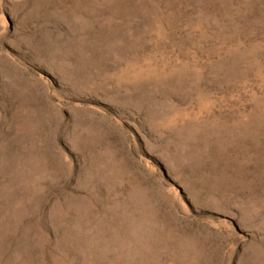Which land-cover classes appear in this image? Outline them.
Listing matches in <instances>:
<instances>
[{
	"label": "rangeland",
	"instance_id": "rangeland-1",
	"mask_svg": "<svg viewBox=\"0 0 264 264\" xmlns=\"http://www.w3.org/2000/svg\"><path fill=\"white\" fill-rule=\"evenodd\" d=\"M0 264H264V0H0Z\"/></svg>",
	"mask_w": 264,
	"mask_h": 264
}]
</instances>
